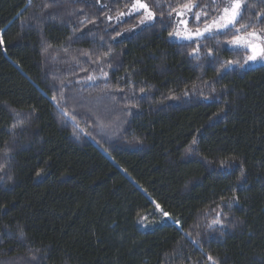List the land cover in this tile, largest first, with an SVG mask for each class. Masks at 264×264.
<instances>
[{
  "label": "trees",
  "instance_id": "16d2710c",
  "mask_svg": "<svg viewBox=\"0 0 264 264\" xmlns=\"http://www.w3.org/2000/svg\"><path fill=\"white\" fill-rule=\"evenodd\" d=\"M133 1L0 0V264H264V61L234 31L170 40L184 4L200 29L223 0L106 18Z\"/></svg>",
  "mask_w": 264,
  "mask_h": 264
},
{
  "label": "snow or ice",
  "instance_id": "6c2138e0",
  "mask_svg": "<svg viewBox=\"0 0 264 264\" xmlns=\"http://www.w3.org/2000/svg\"><path fill=\"white\" fill-rule=\"evenodd\" d=\"M60 0H53V4H58ZM29 3H31V0H29ZM95 3H99V0H95ZM52 5H46V7H51ZM101 7H106V5H101ZM193 7H197L196 5H192L190 3H186L183 5V8L191 12ZM248 9V6L245 4V0H230V3H228L222 10L221 14L218 15L215 19H212L211 23L205 22L203 31L197 30L195 33H192L190 31H187V21H181L185 25V33L181 37L182 39L192 40L194 37H203L204 33L207 32L210 37H214L215 35L221 34L222 30L224 31L223 34L227 35L228 32L234 31L236 35L234 36L233 41L231 43H234L236 45L242 46L245 48L246 51H250L251 55H249L245 63L248 61H256L257 59L264 61V32L258 33L255 31H248L249 27H252V25L242 26L244 31L247 33L246 36L239 35L241 28L237 27V20L242 19V15L244 12H246ZM143 10V11H141ZM172 11H176L175 8L172 9ZM134 13H141V18L139 20L140 24H146L148 22L155 20V13L151 11L147 3L142 2V0H134V2L131 5V8L128 10L127 13L120 12L116 19L117 22H120V18L124 15H133ZM171 14V13H170ZM184 12L180 11L177 12V15H183ZM106 18L108 20H112L113 17L110 15L105 14ZM196 21L200 20V12H196L193 14ZM264 15V14H260ZM55 18V17H53ZM92 22V21H89ZM81 23H84V21H81ZM77 29H73L75 32ZM117 35H120V32L117 31ZM171 36H180L181 34L179 32L176 33H169ZM259 41L260 43H257ZM3 43L2 38H0V44ZM47 51V49H45ZM87 55V53H85ZM105 55H108V53H105ZM231 63V62H229ZM237 63H239L237 61ZM243 66V65H241ZM107 75L106 73L104 74ZM89 80L94 79L93 77L89 76ZM61 97H63V92L61 91ZM52 99H56L55 96L52 97ZM15 127V125H13ZM192 144H196V140L193 139ZM191 150V149H189ZM241 175L243 176V171H241ZM238 199V198H234ZM159 207V205H157ZM164 216H167L168 213H163ZM213 225H221V230L223 227V222L219 219H214L212 221ZM211 227V225H210ZM21 236H23V232H21ZM208 260H213V257L208 256ZM213 264H215V261L213 260Z\"/></svg>",
  "mask_w": 264,
  "mask_h": 264
},
{
  "label": "rangeland",
  "instance_id": "374dc122",
  "mask_svg": "<svg viewBox=\"0 0 264 264\" xmlns=\"http://www.w3.org/2000/svg\"><path fill=\"white\" fill-rule=\"evenodd\" d=\"M134 2V1H133ZM142 2H144V3H146V1L145 0H142ZM223 2H224V6L222 7V9H221V11H220V14H221V12H222V10H223V8L228 4V3H230V0H223ZM226 3V4H225ZM132 5V4H131ZM131 5L130 6H128V8H126L125 10H123L122 12H124V13H127L128 12V10L131 8ZM141 11H143V10H141ZM152 11V10H151ZM180 11H183L184 12V14L183 15H178V20H177V25H176V27H175V29L172 31V33H176V32H179L181 35L180 36H171V37H169L170 38V40H173V41H187V39H182L181 37L184 35V33H185V31H186V29H185V25L183 24V23H181V21H188V16H187V12L188 11H186L184 8H182L181 10H179L178 12H180ZM119 14V13H118ZM117 14V15H118ZM219 14V15H220ZM117 15H115L114 17H113V19H114V21L115 22H117V19H116V17H117ZM129 15H124L123 17H121L120 18V21L121 20H123V19H125L126 17H128ZM141 18V17H140ZM140 20V19H139ZM139 20H138V23H137V25H136V27H135V29H137V28H140L141 26H143V25H145V24H140L139 23ZM149 23V22H148ZM147 24V23H146ZM187 27V31H190V32H192V33H195L197 30H199V31H203V28L204 27H202V28H200V29H191V28H189L188 26H186ZM240 33L241 34H243V33H245V31H240ZM208 33L207 32H205L204 33V35H207ZM200 37H194L192 40H196V39H199ZM257 42H259V41H257ZM236 45V44H235ZM236 47H239V45H236ZM242 47V46H241ZM242 48H244V47H242ZM248 56L250 55V51H248ZM257 61H259V59L257 60ZM90 108H91V110L92 111H94V112H97V113H99V116L101 117V120H105L106 118H108L107 120H105L104 122H100V123H102V124H104V125H102L101 126V131L102 132H105L107 135H110L111 134V131L113 132L114 130H112L114 127H115V122L114 121H110L109 120V118H110V112H112V111H110V107L107 105V103H106V101H101V100H99V99H97V100H95V101H91L90 102ZM141 223H143L144 225H147V222H146V220H145V218H141Z\"/></svg>",
  "mask_w": 264,
  "mask_h": 264
},
{
  "label": "water",
  "instance_id": "95a60500",
  "mask_svg": "<svg viewBox=\"0 0 264 264\" xmlns=\"http://www.w3.org/2000/svg\"><path fill=\"white\" fill-rule=\"evenodd\" d=\"M257 43H260V42H257ZM250 55H251V52H250ZM250 63H253V62H255V61H249Z\"/></svg>",
  "mask_w": 264,
  "mask_h": 264
}]
</instances>
